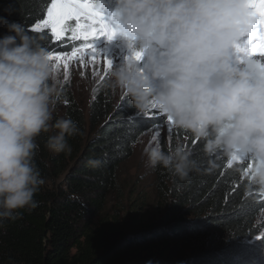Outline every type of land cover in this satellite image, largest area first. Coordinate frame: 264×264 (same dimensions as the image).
Here are the masks:
<instances>
[{
    "label": "clouds",
    "instance_id": "1",
    "mask_svg": "<svg viewBox=\"0 0 264 264\" xmlns=\"http://www.w3.org/2000/svg\"><path fill=\"white\" fill-rule=\"evenodd\" d=\"M90 3L99 14L108 7L106 0ZM113 4L106 23L133 55L119 67L112 62L98 85L130 100L137 113L161 111L174 127L203 141L207 172L218 167V156L242 159L236 170L248 168L246 189L264 192V66L238 52L253 25L261 22L255 6L250 0ZM0 23L7 29L0 37L3 224L38 207L35 196L45 181L34 163L37 138L51 133L45 142L49 152H71L68 138L79 135L80 129L71 118H54L64 78L45 37L30 33L20 22L0 18ZM143 151L153 169L171 171L181 181L201 170L182 143L166 151L150 143Z\"/></svg>",
    "mask_w": 264,
    "mask_h": 264
},
{
    "label": "trees",
    "instance_id": "2",
    "mask_svg": "<svg viewBox=\"0 0 264 264\" xmlns=\"http://www.w3.org/2000/svg\"><path fill=\"white\" fill-rule=\"evenodd\" d=\"M94 3L97 0H93ZM100 15L114 8L113 0ZM51 0H0V18L23 23L58 55L81 47L72 31L55 41L51 30L31 28L47 18ZM7 29L0 23V37ZM63 117L71 118L80 134L68 138L71 152H49L51 133L37 138L34 163L44 179L36 194L38 207L23 210L0 224V264H264V192L246 189L236 168L207 172L203 141L174 127L165 151L182 143L193 152L201 170L181 181L171 171L156 168L157 187L166 210L158 221L123 227L116 217H104L109 194L118 186V170L132 157L142 136L164 124V117L137 113L130 100L118 102L99 85L86 112L64 87ZM54 118H58L56 115ZM61 118V117H59Z\"/></svg>",
    "mask_w": 264,
    "mask_h": 264
},
{
    "label": "rangeland",
    "instance_id": "3",
    "mask_svg": "<svg viewBox=\"0 0 264 264\" xmlns=\"http://www.w3.org/2000/svg\"><path fill=\"white\" fill-rule=\"evenodd\" d=\"M110 19L111 17H105L106 22ZM75 23V21L68 22L70 26H74ZM69 38L73 41L79 40L73 38V33ZM83 43H92L96 50L95 54L100 58L98 57L96 61L90 57H85L83 61L68 59L59 63L63 72L64 87L73 93L81 107L87 112L94 89L98 86L97 82L107 72L103 60H111L114 67H119L133 53L119 37L110 39L108 35H98L93 41H83ZM66 76L67 82H65ZM114 98L119 102L123 96L114 95ZM63 112L64 103L60 102L55 115L62 118ZM156 130H159V136L154 140ZM170 137L169 126L156 127L142 136L134 147L132 157L125 161L118 170V186L108 196L104 217H116L121 226L128 228L139 223L158 221L161 218L166 210V203L162 202L159 195L156 169L147 163L143 150L150 143L159 142L160 144L162 140L169 142ZM259 220L264 224V210L260 213Z\"/></svg>",
    "mask_w": 264,
    "mask_h": 264
},
{
    "label": "snow or ice",
    "instance_id": "4",
    "mask_svg": "<svg viewBox=\"0 0 264 264\" xmlns=\"http://www.w3.org/2000/svg\"><path fill=\"white\" fill-rule=\"evenodd\" d=\"M250 3L255 6L257 10L256 14L260 16L261 22L253 25L248 38L244 41L243 45L238 46V52L248 58H255L261 62V66H264V0H250ZM69 21H75L76 23L74 26H70L68 24ZM45 28L51 30V37H54L56 40L62 39L64 33L68 30L72 31L74 39L85 42L93 41L98 35H108L110 39L115 36V31L109 30L106 21L95 11L90 0H51L50 7L47 9V18L34 24L31 31L43 33ZM50 53L51 58L57 61L59 66V62L62 60L73 59L83 61L85 57H90L93 61H96L99 57L95 54L96 50L92 43H85L81 47H76L74 50L59 55L51 50ZM139 58L140 56L137 54V59ZM103 62L106 64L107 70L112 67L111 60H103ZM65 67H67L66 64ZM65 82H67V76L65 77ZM154 115L164 117V124L159 125L158 128L169 126V131H172L173 124L170 118L166 117L159 110ZM158 136L159 130H156L153 139L155 140ZM223 158L222 156L217 157V159ZM243 163L244 161L240 158H236L235 161L230 159L225 160L226 168H232L234 164L240 165ZM240 172L242 178H244L248 173V168H241Z\"/></svg>",
    "mask_w": 264,
    "mask_h": 264
},
{
    "label": "bare ground",
    "instance_id": "5",
    "mask_svg": "<svg viewBox=\"0 0 264 264\" xmlns=\"http://www.w3.org/2000/svg\"><path fill=\"white\" fill-rule=\"evenodd\" d=\"M102 16H105V17H111L110 15H109V13H104V15H102ZM77 41V40H76ZM75 41H73L72 40V43H74Z\"/></svg>",
    "mask_w": 264,
    "mask_h": 264
}]
</instances>
